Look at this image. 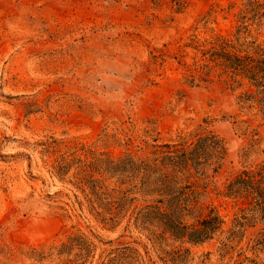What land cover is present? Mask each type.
<instances>
[{
  "label": "rangeland",
  "instance_id": "rangeland-1",
  "mask_svg": "<svg viewBox=\"0 0 264 264\" xmlns=\"http://www.w3.org/2000/svg\"><path fill=\"white\" fill-rule=\"evenodd\" d=\"M245 1L0 0V264H264V224L239 226L225 197L250 144L240 124L260 136L249 162L264 161V111L241 108L246 89H228L217 70L186 82L200 46L233 39ZM253 35L264 45V29ZM151 128L161 143L201 131L224 140L203 198L224 221L212 240L104 228L52 168L140 153Z\"/></svg>",
  "mask_w": 264,
  "mask_h": 264
},
{
  "label": "trees",
  "instance_id": "trees-1",
  "mask_svg": "<svg viewBox=\"0 0 264 264\" xmlns=\"http://www.w3.org/2000/svg\"><path fill=\"white\" fill-rule=\"evenodd\" d=\"M236 18L233 39L220 36L200 46L202 63L188 69L186 82L193 86L204 81L202 74L211 76L217 70L228 89H246L237 96L241 108L264 111V45L253 35L264 29V0H246ZM245 124L238 126L251 136L240 156L244 166L225 188V197L240 206L239 226L264 224V161L249 162L260 136L249 125L243 129ZM155 133L154 128L146 131L151 141H143L140 153L95 155L90 162L63 158L52 168L74 187L81 210L86 207L104 228L116 230L124 224L125 230L135 229L153 242L168 235L195 245L212 240L224 221L203 198L226 163L224 140L201 131L161 143Z\"/></svg>",
  "mask_w": 264,
  "mask_h": 264
}]
</instances>
